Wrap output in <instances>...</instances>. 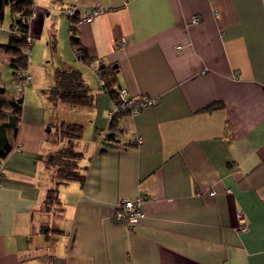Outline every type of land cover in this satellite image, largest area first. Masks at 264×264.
I'll return each instance as SVG.
<instances>
[{
  "label": "crops",
  "instance_id": "0c3cea01",
  "mask_svg": "<svg viewBox=\"0 0 264 264\" xmlns=\"http://www.w3.org/2000/svg\"><path fill=\"white\" fill-rule=\"evenodd\" d=\"M69 7L99 8L76 23L92 64L71 45ZM33 9L28 84L5 49L12 17L0 23V85L23 101L0 128V154L13 146L0 180V264H264V0H34ZM99 62L119 65L117 90L159 103L112 128ZM57 68L82 71L91 106L49 96ZM63 122L84 126L74 141L83 183L57 184L47 162L68 145L53 137ZM140 194L145 216L115 222L119 199Z\"/></svg>",
  "mask_w": 264,
  "mask_h": 264
},
{
  "label": "trees",
  "instance_id": "16d2710c",
  "mask_svg": "<svg viewBox=\"0 0 264 264\" xmlns=\"http://www.w3.org/2000/svg\"><path fill=\"white\" fill-rule=\"evenodd\" d=\"M34 0H0V23L3 22L7 8L10 9L12 17V34L5 49L10 53L12 58V66L14 68V76L19 77V70H26L29 66V55L27 48L26 36L30 33V20L33 12ZM77 17H74V22ZM71 37L70 42L75 50L77 59H81L84 63L92 64V58L85 46L81 43L80 38L76 35V25L70 24ZM21 34V37L17 35ZM97 74L100 79L104 80L105 85L102 87L110 92L114 98L117 97L116 89L117 76L119 73V65L117 63L105 64L99 62L96 67ZM22 78V77H20ZM49 96L56 102L60 101L72 107H87L93 104L94 94L86 83L82 71L78 68H57L56 82L48 89ZM23 101L21 98L11 96L7 89L0 85V128L7 125L10 113L18 116L22 110ZM215 105L209 106L214 108ZM128 111H120L111 118V127L117 128L118 117ZM13 129L15 138L17 137L18 127ZM59 137L67 139L68 145L61 148L55 153L49 155L47 162L56 167L57 184H64L69 181L85 180V167L81 166L80 161L84 154L77 151L74 147V141L83 135L84 126L79 123L63 122L59 127ZM13 146L9 143L0 154V159H5L11 152ZM58 201L57 188L49 190L45 204L50 208Z\"/></svg>",
  "mask_w": 264,
  "mask_h": 264
},
{
  "label": "built area",
  "instance_id": "2783aa9c",
  "mask_svg": "<svg viewBox=\"0 0 264 264\" xmlns=\"http://www.w3.org/2000/svg\"><path fill=\"white\" fill-rule=\"evenodd\" d=\"M98 11L99 8L94 7L93 9H90L88 12L78 15V12L74 7H69L66 10V14L70 20V24L76 25V23L79 21H91L94 18V16L98 13ZM31 16L32 17L36 16V11L34 9ZM75 16L77 17V20L74 22ZM198 21H199V17L194 16L193 22H198ZM17 35L21 37L20 33H17ZM26 40L27 43L30 45L27 48V53L28 55H30L31 44L33 42V37L31 33H29L26 36ZM79 60L82 61L81 59ZM18 75L23 78L26 84L30 83L32 76L28 71V69L19 70ZM104 85H105L104 80L100 79L99 86L103 87ZM159 101L160 99L158 97H152L146 94L132 96L130 95L126 87H120L118 89L117 97L114 98L113 106L112 109L110 110V117L112 118L116 113L120 111H128L131 114H137L144 108L157 105ZM141 141L142 138L137 137L136 142L140 143ZM5 167H6L5 159H0V180L2 178ZM145 200L146 197L143 194H140L135 199H130L126 197L120 198L112 214L113 220L118 223L128 224L131 227L135 226L145 216V211L143 208V204ZM238 216L240 221V227H239L240 230L243 232L247 231L248 225L246 223V219L243 215V212L239 211Z\"/></svg>",
  "mask_w": 264,
  "mask_h": 264
},
{
  "label": "rangeland",
  "instance_id": "374dc122",
  "mask_svg": "<svg viewBox=\"0 0 264 264\" xmlns=\"http://www.w3.org/2000/svg\"><path fill=\"white\" fill-rule=\"evenodd\" d=\"M6 15H7V17H11V12H10V9L9 8H7V10H6ZM33 18H35V17H32L31 16V20L33 19ZM33 42H34V38H33ZM32 42V44H31V53H30V55H29V58H31V55H32V48H33V46L35 45L34 43ZM59 43V42H58ZM43 44H45L44 42H43ZM38 45H41V44H38ZM58 46V48L60 47V48H63V46H64V42L63 41H60V44H58L57 45ZM57 48V49H58ZM59 51H60V49H59ZM52 54L53 52L52 51H49V54ZM55 53H57V52H55ZM48 59H50V61H49V63H52V60H51V58H49L48 57ZM47 59V60H48ZM30 64V63H29ZM48 65V64H47ZM50 65V64H49ZM51 66V65H50ZM50 66L47 68V69H45V72H47V73H45L44 75H47V77H49V70H50ZM47 70V71H46ZM92 78V77H91ZM95 78V77H94ZM93 78V79H94ZM53 131V133H55V134H53V137H55L56 135H58V133H59V129L58 128H55V129H53L52 130Z\"/></svg>",
  "mask_w": 264,
  "mask_h": 264
}]
</instances>
